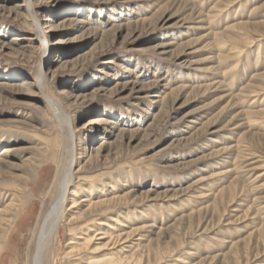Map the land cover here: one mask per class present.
Masks as SVG:
<instances>
[{
    "label": "rangeland",
    "instance_id": "1",
    "mask_svg": "<svg viewBox=\"0 0 264 264\" xmlns=\"http://www.w3.org/2000/svg\"><path fill=\"white\" fill-rule=\"evenodd\" d=\"M23 3L33 4L41 26L32 29L11 11L0 9V31L3 26L11 29L9 40L33 54L29 58L0 50V83L15 76L36 78L44 70L39 63L51 60L56 66L60 52L72 57L75 47L57 48L45 60V54L37 52L42 37L32 42L30 38L46 32V18L57 21L80 14L85 27L96 29L85 37L83 48L86 52L97 47V53L82 66L48 77L51 92L58 94L64 86L83 91L94 81L112 88L130 76L145 88L127 99L100 94L74 106L65 96L63 105L73 127L106 110L111 121L124 119L126 138L108 164L101 159L100 167L76 173L87 165L92 143L78 144L73 186L87 189L92 178H99L93 183L95 193L101 185L108 198L121 197V208L113 206L117 212L95 218L119 231L140 228L144 237L137 241L141 236H136L132 243L142 246L136 257L133 252L128 256L141 264H264V0H0L12 9ZM82 31L76 27L68 34L76 37ZM66 34L58 31L51 38ZM1 96L0 153L11 145L36 147L21 156L40 161L38 148L44 143L39 135H58L46 132L51 121L39 114V106L16 104L10 90ZM86 108L94 113L84 118ZM96 136L89 135L98 140ZM62 142L66 146L63 136ZM66 149L62 162L49 163L36 179L28 167L0 179V189L27 186L25 179H33V192L26 191L30 201L19 216L31 207L30 213L17 228L14 225L11 250L2 264H32L38 224L53 205L51 187L66 162ZM79 176L91 178L80 181ZM13 193L20 195H0V210ZM112 216L127 227L116 226ZM65 224L47 264L74 259L66 256L70 228Z\"/></svg>",
    "mask_w": 264,
    "mask_h": 264
},
{
    "label": "bare ground",
    "instance_id": "2",
    "mask_svg": "<svg viewBox=\"0 0 264 264\" xmlns=\"http://www.w3.org/2000/svg\"><path fill=\"white\" fill-rule=\"evenodd\" d=\"M96 1L111 2L112 0ZM32 5L28 4V7H26V4L23 3L12 9V7L9 8L8 6L0 4V9L4 11L8 10L9 12L11 11L15 17L22 18L24 20L23 22L33 29L34 27L41 26V23H39L38 17L32 12ZM93 11L94 10L91 9L90 13ZM79 16L80 14L78 17ZM78 17L64 18L63 20L57 21L46 18L44 20L46 32L44 34H36L30 38V41L32 42L38 39L36 37L37 35L42 37V45L37 47V52L44 53L45 60L47 57H53L54 50L57 48L61 50L75 47L72 57L69 56V53L60 52L54 61L57 63L56 66H53L51 60H46L44 62L45 64L39 63V69L44 66V70H40L36 78L15 76L12 80L9 79L0 83V98H2L1 94L10 90L11 94L14 96L16 104L39 106V114H43L51 121L45 127L47 128L46 132L49 135H51L53 131L58 133L53 139L44 138L39 135L40 143H44L43 145L40 144L41 147L38 148L42 158L40 161L33 162L31 159L21 156L23 155L22 152L36 150V147H26L25 145H11L9 147H4L2 153H0V179L8 177L11 172L20 170L23 167H28L33 175V179H36L39 177L40 170L47 168L49 163L57 162L60 164L62 162V158L65 156V154H63L64 149L67 146V157L64 158L66 159V162L60 167L58 176L51 187V193L54 199L53 205L38 224V233L33 250L34 256L32 264H47L51 262L55 243L58 241V238L62 239V230L65 221V225L70 228L68 234L70 238L67 244L69 251L66 256H72L74 258L72 261L67 262V264H141L140 259L133 261L132 258L133 256L136 257V249L142 246L141 242H138V244L132 243L136 236H141L137 241L144 237L140 234V228L130 229V231L124 229L119 231L117 227L103 222L101 219H96L98 216H110L112 212L116 211L114 210L116 207H118L117 209H120L123 202L121 197L117 195L108 198L109 192H107V188H105V186L101 187V185L99 186V193H95L93 183H95L94 180H98L99 178H92V184H89L87 189L82 186V184L73 186L75 170L79 166L80 159V157L77 156L78 144L80 143V146L82 147L84 143H92L88 146L90 152L86 154V164L88 166H79L76 173H80L85 169L91 170L93 169V166L97 168L100 167L99 161H101V159H105L104 163L108 164L110 156L113 154H119L122 142L124 138H126L128 131L125 127H122L124 124L121 123L124 119L121 118L117 122H113L110 120L111 118H108L107 115L110 113L106 110L104 114L86 118L76 127H73L71 115L63 105L65 96L66 98L69 97L71 99V104L74 106L83 100H94L100 94L127 99L134 94L143 93L145 88L140 87V83L130 76V78L124 80L123 83H116L113 86L114 88L102 83L100 85L98 83V85L94 84L96 83L94 81L83 91H75L64 86L58 94L51 92L48 77H55L61 69L69 67L73 68L78 65L82 66L87 60L93 59L97 53V47L86 52V48H83L85 37H92V35L96 33V29L90 26V24L85 27L87 22ZM90 17L88 18L90 19ZM76 27H81L83 34L76 37L69 36V31ZM121 27L122 26H119L117 30L121 31ZM58 31L67 34L52 39L51 37H53ZM7 32L12 33L11 29L3 26L0 31V50L8 51L9 54L30 58L33 52L28 50L27 46L22 43H18L17 45L14 41L9 40ZM51 33L52 35L49 36L48 34ZM118 66L122 65L119 64ZM128 73L132 74L133 72L128 71ZM18 97L26 98V103H21ZM83 112L84 113L81 116L84 118L94 113L91 108H86ZM261 113H264V111ZM26 124L29 125L28 123ZM32 128L36 129V127L33 126ZM94 133L98 134V136H96V138L98 137V140L89 137V135ZM15 134L20 135V133ZM81 135L83 138H81ZM108 135H110L112 139L110 142H108L106 138ZM62 136L64 137L66 146L62 142ZM17 137L18 136L11 137V140L9 141H13L12 139H16ZM132 137L133 136L131 135V138ZM17 156H20L21 160L13 161L12 159ZM84 177L85 176H79L78 179H80V181H88L91 178ZM29 179L30 178H28V180L25 179L27 186H13L11 188L7 187L0 189V195L4 193V196H9L8 193L10 191L20 194L18 196H16L15 193H13L14 195L10 194L13 196L10 203L0 210V264H2L3 259L11 250L10 242L14 236L12 231L14 225L17 228L20 222H22V219L25 218L26 214L30 213L29 209L31 207L25 211L23 210L24 213L19 216V210L26 207V203L30 201L26 196V191L30 190L33 192V189H30V186L33 184V179ZM84 193H87L86 197L88 198L80 199L81 195ZM94 198H96V200H93ZM114 205H116L115 208H113ZM118 216H121L120 213ZM88 217L90 218L88 219ZM82 220L85 222H81ZM110 221L118 227H127L122 223L119 217L112 216L110 217ZM76 223H79V226L73 227ZM103 226H106L108 229H105ZM92 227H94L93 230L91 229ZM142 228L141 230H143ZM79 235H84V237ZM5 244L7 245V248ZM89 251H91V253L99 254H96L95 256L85 255L88 254ZM131 252H133V256L129 257L128 254Z\"/></svg>",
    "mask_w": 264,
    "mask_h": 264
}]
</instances>
